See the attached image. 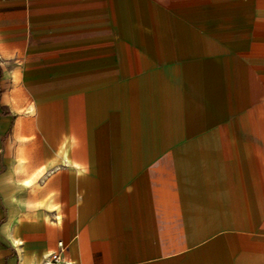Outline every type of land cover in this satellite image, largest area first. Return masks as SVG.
I'll use <instances>...</instances> for the list:
<instances>
[{"label": "crops", "instance_id": "obj_1", "mask_svg": "<svg viewBox=\"0 0 264 264\" xmlns=\"http://www.w3.org/2000/svg\"><path fill=\"white\" fill-rule=\"evenodd\" d=\"M53 252L264 264V0H0V264Z\"/></svg>", "mask_w": 264, "mask_h": 264}, {"label": "built area", "instance_id": "obj_2", "mask_svg": "<svg viewBox=\"0 0 264 264\" xmlns=\"http://www.w3.org/2000/svg\"><path fill=\"white\" fill-rule=\"evenodd\" d=\"M59 245L62 249L66 248L63 241H60ZM45 264H69V263L65 260L63 254H61L60 252H53L49 255V259L45 262Z\"/></svg>", "mask_w": 264, "mask_h": 264}, {"label": "bare ground", "instance_id": "obj_3", "mask_svg": "<svg viewBox=\"0 0 264 264\" xmlns=\"http://www.w3.org/2000/svg\"><path fill=\"white\" fill-rule=\"evenodd\" d=\"M19 163V162H18ZM36 174V173H35ZM43 177V176H42ZM27 180V179H26Z\"/></svg>", "mask_w": 264, "mask_h": 264}]
</instances>
